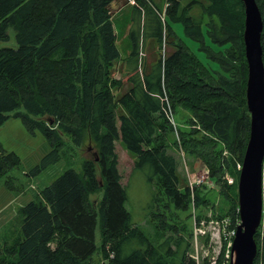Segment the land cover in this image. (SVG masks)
<instances>
[{"label": "trees", "instance_id": "trees-1", "mask_svg": "<svg viewBox=\"0 0 264 264\" xmlns=\"http://www.w3.org/2000/svg\"><path fill=\"white\" fill-rule=\"evenodd\" d=\"M112 1L0 0V41L8 39L12 27L17 43L0 47V127L11 116L20 118L50 147L26 174L64 158L63 135L70 138V148H85L88 154L80 172L66 168L19 206V221H10L0 234V264H197L189 224L194 211L187 212L197 208L199 221L210 200L204 183L191 191L181 179L178 159L169 152L173 146L205 165L227 207L218 218L228 217L230 228L239 220L236 185L223 177L239 174L236 166L250 132L243 2L135 0L128 30L131 50L122 60L121 77L114 78L120 52ZM256 3L264 63V0ZM176 23L218 69L177 35ZM149 43L171 50L158 51L147 62L140 52ZM168 106L188 112V129L174 127L166 116ZM117 140L133 156L130 174L142 172L149 188L144 226L126 207ZM20 167V157L0 143V177L14 182L10 172ZM101 189L102 197L92 196ZM254 239L253 264L258 257L264 264V213ZM201 262L208 264V259Z\"/></svg>", "mask_w": 264, "mask_h": 264}, {"label": "rangeland", "instance_id": "rangeland-1", "mask_svg": "<svg viewBox=\"0 0 264 264\" xmlns=\"http://www.w3.org/2000/svg\"><path fill=\"white\" fill-rule=\"evenodd\" d=\"M162 2L165 5V0H162ZM131 5L132 4L127 0H113L109 4L111 19L116 33V45L120 52V59L118 61L116 60L112 67V75L114 78H116L117 73H120L121 71L123 58L127 56L131 50V39L126 28L127 24L129 23L130 12L132 9ZM173 27L177 35L179 37H182L188 43L190 49L195 52L205 64H207L212 69H218L217 62L206 58L205 52L199 49V44L188 39L184 35L183 26L181 23H176ZM7 32L9 35L8 39L5 41H0V47H16L17 43L15 40L14 29L12 27H9ZM170 50L171 47L167 44L162 43V47L158 49L157 45L155 46L153 43H149L147 49H144L142 52L146 57V61L149 62L154 59L158 51L161 54H165V52L168 53L170 52ZM140 69L142 70V64L140 66ZM125 88L126 87L123 86L120 90H115V95H117L118 92L123 91ZM18 110L23 111V108H19ZM169 111L173 112V109L170 107ZM186 113L189 117L188 112ZM186 113L183 114V110L181 112H174L177 129L179 127L188 129V124L185 122V118L187 117ZM175 130L173 132L174 137ZM63 139L65 140V142L67 141L65 145L66 153L64 155V158L60 159L55 164L49 165L44 170H41L35 175H27L26 173L35 164H37L40 161L41 157L49 150L50 147L48 141L40 132H29L20 118L11 116L0 127V143L2 144L3 148L8 151H14L21 160V167L15 168L10 172V175H13L16 178L14 182H8L7 175H3L2 177H0V203L12 199L11 203L8 206L0 209V211H3L5 216L9 218L6 222L0 223V234L5 231L10 221H12L13 223L19 221V216L17 214L19 206L23 205L29 200L34 199L37 196L38 192L44 186L49 184L66 168L71 167L78 172L81 171V161L84 157L88 156L86 149L70 148V138L67 135H63ZM115 151L118 154V166L122 175V183L123 185L127 186L126 189L129 196L126 207L131 212L134 222L140 224L141 226H144L141 221L145 220V207L150 197L148 185L145 182V178L142 172L137 171L132 175L130 174L133 165V156L124 149L119 140L115 142ZM170 151L177 157L179 163V175L181 179L184 180V182L186 181L187 184L189 176L191 174H197V176H201L205 173V165L200 160L195 159L189 154H183L178 147L173 146L171 150H169V152ZM238 164L236 166L237 169ZM238 176L239 174L236 176V178H234L228 173H225L223 178L226 179L228 184H235L237 191ZM203 183L206 185L204 193L210 200V203H208L207 206H205V208L200 212L203 216L199 218V221H197V208H195L194 210L190 207L189 211L187 212L191 213V211H194V214L191 213L189 221V224L190 222L192 223L194 236L196 228L201 227L205 231V233L197 232L196 234L198 245L197 253L200 259L199 263L201 264L203 258L211 260L212 257L216 256L219 253L221 242L223 240V234L225 232H229V230L231 229L229 227L228 217L222 216L221 218H218L220 215L224 214L227 211V207L224 204L223 197L218 194V186H215V184L208 181V179ZM102 192L103 190L101 189L99 192H97L95 195L93 194L92 196L100 198L102 197ZM194 218L197 224L199 222L200 226L195 224ZM206 236L208 238L207 240L205 238ZM95 242L98 247L100 242V231L98 224L95 229ZM192 247H194V241ZM255 262L256 264H261V259L258 257L257 261Z\"/></svg>", "mask_w": 264, "mask_h": 264}, {"label": "water", "instance_id": "water-1", "mask_svg": "<svg viewBox=\"0 0 264 264\" xmlns=\"http://www.w3.org/2000/svg\"><path fill=\"white\" fill-rule=\"evenodd\" d=\"M244 6V53L247 62L246 104L250 132L239 170L237 194L239 223L231 246L230 264H253L257 256L254 234L263 218L264 64L262 17L256 0Z\"/></svg>", "mask_w": 264, "mask_h": 264}, {"label": "built area", "instance_id": "built-area-1", "mask_svg": "<svg viewBox=\"0 0 264 264\" xmlns=\"http://www.w3.org/2000/svg\"><path fill=\"white\" fill-rule=\"evenodd\" d=\"M128 2H130L131 4H135V0H127ZM170 106H168V109L166 111V116L168 118V120L175 126V121H174V115L172 111H169ZM169 111V112H168ZM240 167V165H238V168ZM205 173L201 176H193V177H189V187L190 190L192 191L195 185H198L202 182H205L207 180V170H204ZM239 223L236 222V225ZM198 226H200V224H196ZM231 230V231H230ZM229 230V232H225L223 234V240L221 242V247H220V251L219 253L212 257L211 260L208 259V264H216L217 263V258L219 257V255H221V263L220 264H230V259H231V246H232V241H233V237L235 235V231H236V226L235 228H231ZM197 232L199 233H205V231L199 227L195 229V239H193L194 241V252L192 254L193 258L197 261V264L200 262L199 259V255L197 253ZM223 241H225V243H223ZM202 260V259H201Z\"/></svg>", "mask_w": 264, "mask_h": 264}, {"label": "crops", "instance_id": "crops-1", "mask_svg": "<svg viewBox=\"0 0 264 264\" xmlns=\"http://www.w3.org/2000/svg\"><path fill=\"white\" fill-rule=\"evenodd\" d=\"M120 6V5H119ZM129 27H130V22L127 24L126 28H127V31L129 30ZM117 77L116 78H120L121 77V72L120 73H117L116 75ZM197 175V174H195ZM9 199V198H8ZM12 199H9L8 201L6 202H2L0 203V209H3L5 208L6 206H8L10 203H11ZM30 201V200H29ZM25 204V203H24ZM0 223H4L6 222L9 218L5 216L4 212L3 211H0Z\"/></svg>", "mask_w": 264, "mask_h": 264}, {"label": "bare ground", "instance_id": "bare-ground-1", "mask_svg": "<svg viewBox=\"0 0 264 264\" xmlns=\"http://www.w3.org/2000/svg\"><path fill=\"white\" fill-rule=\"evenodd\" d=\"M263 60V59H262ZM264 64V63H263Z\"/></svg>", "mask_w": 264, "mask_h": 264}]
</instances>
